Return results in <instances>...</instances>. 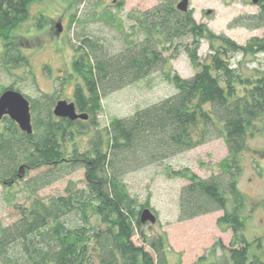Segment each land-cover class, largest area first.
Masks as SVG:
<instances>
[{
  "label": "trees",
  "instance_id": "16d2710c",
  "mask_svg": "<svg viewBox=\"0 0 264 264\" xmlns=\"http://www.w3.org/2000/svg\"><path fill=\"white\" fill-rule=\"evenodd\" d=\"M38 1L0 0V40L8 45L7 68L28 64L12 33L29 18L31 5ZM177 5V0H161L139 13L134 17V31L117 53L110 54L98 39L78 38L72 67L79 81L72 102L88 120L57 118V101L45 96L31 103L32 134L23 133L9 117L0 121V182L11 187L30 171H39L23 182L26 202L17 206L19 218L0 227V264H170L165 237L145 234L140 222L145 207L138 206L124 178L219 139L225 140L228 150L218 164L219 173L202 179L188 168L170 171L188 182L180 190L178 221L223 211L218 223L234 234L229 262L264 264V250L262 257L257 252L261 244L256 243L251 253L253 246L244 234L246 220L240 215L244 196L238 188L249 131L264 117V86L261 81L240 96L236 85L250 83L230 63L232 53L264 54V40L237 45L197 25L192 12L182 13ZM231 27L263 29L264 1L258 14L238 17ZM189 37L194 39V49L186 50L198 72L183 79L166 71L169 60L165 54L173 47L178 51L176 42ZM202 39L209 42L211 52L204 60L198 56ZM155 72H161L176 92L130 117L112 119L81 150L75 135L99 126L103 99ZM79 170L84 171L82 187L70 181L63 195H40ZM136 236L155 258L134 243Z\"/></svg>",
  "mask_w": 264,
  "mask_h": 264
},
{
  "label": "rangeland",
  "instance_id": "374dc122",
  "mask_svg": "<svg viewBox=\"0 0 264 264\" xmlns=\"http://www.w3.org/2000/svg\"><path fill=\"white\" fill-rule=\"evenodd\" d=\"M181 0H177L179 3ZM258 0H189L188 11L197 25L207 27L215 36H225L237 45L246 46L252 39L264 40V28L249 31L231 27L241 16L256 15L261 3ZM117 3H119L117 5ZM161 0H40L30 7L29 18L12 33L28 64L20 67L0 64V94L3 88L14 87L30 102L45 96L57 102H72L76 82L73 60L77 53L78 38L82 35L98 39L110 54L124 49L125 39L134 31V17L159 5ZM114 17V21L110 17ZM75 17V18H74ZM74 18V21H73ZM41 19V20H40ZM113 22V23H112ZM60 24L62 32H57ZM134 39L136 37L131 36ZM166 52L169 62L166 71L176 72L183 79L192 78L195 69L186 49H194V39L185 38L176 42ZM4 49L0 45V60ZM209 42L202 39L198 56L204 60L209 55ZM232 68L237 69L250 85L237 84V93L242 96L252 91L262 81L264 86V54H231ZM173 84L164 80L161 72H155L146 79L106 96L102 101V111L98 115L99 126H91L85 134L75 135L81 150L90 145L96 131H104L114 118H125L137 110L152 105L174 94ZM71 151V142L67 143ZM228 156L224 139L202 145L196 149L177 155L162 163L149 165L125 176L124 181L132 197L139 205H144L156 217V223H146L143 231L149 237L163 235L167 243L170 264H231L229 250L233 249V231L218 220L225 215L219 211L178 221L179 194L188 182L171 175L170 171L190 169L198 177L206 179L219 173L218 164ZM241 176L238 188L244 196V206L240 215L246 220L244 231L248 243H260L257 250L260 257L264 250V117L249 131L247 147L241 155ZM39 171L25 174L21 183L7 187L0 182V227L12 224L19 218L18 205L24 204L23 182ZM84 185V171L79 170L62 181L54 183L40 192L43 197L63 195L69 182ZM229 212L234 206L228 207ZM134 243L144 247L155 258L139 236Z\"/></svg>",
  "mask_w": 264,
  "mask_h": 264
},
{
  "label": "water",
  "instance_id": "95a60500",
  "mask_svg": "<svg viewBox=\"0 0 264 264\" xmlns=\"http://www.w3.org/2000/svg\"><path fill=\"white\" fill-rule=\"evenodd\" d=\"M257 1L258 0H253L255 4ZM188 4L189 0H181L177 5V9L182 13H186L188 12ZM57 32L59 34L62 32L60 24L57 25ZM54 115L57 118L67 119L69 121L88 120L87 114L78 113L75 104L65 100L56 103L54 107ZM5 116H8L10 120L15 122L23 133L29 135L33 133L31 105L29 100H27L22 93L9 90L1 95L0 119ZM20 172L22 173V168L20 169ZM156 220V217L149 209L142 211L140 222L143 225L146 223L154 225Z\"/></svg>",
  "mask_w": 264,
  "mask_h": 264
},
{
  "label": "flooded vegetation",
  "instance_id": "af4514ba",
  "mask_svg": "<svg viewBox=\"0 0 264 264\" xmlns=\"http://www.w3.org/2000/svg\"><path fill=\"white\" fill-rule=\"evenodd\" d=\"M258 2V1H257ZM14 40V39H13ZM0 45H2V49H4V52H3V55H2V59L0 60V64H6V62H8V56H7V47H8V45L7 44H5V41L4 40H0ZM17 47H18V49H20L19 48V46L17 45ZM4 64V65H5ZM16 91V92H19L17 89H15L14 87H9V88H3V90H2V93L0 94V97H1V95L3 94V93H5L6 91ZM25 98H27V97H25ZM27 100H29L28 98H27ZM29 102H30V100H29ZM30 105H31V102H30ZM5 117H8V116H5ZM5 117H3L2 119H0V121H2ZM3 127L5 126V125H2ZM18 181V180H17ZM20 181V180H19ZM16 181H14V182H12V185H16ZM6 186V185H5Z\"/></svg>",
  "mask_w": 264,
  "mask_h": 264
}]
</instances>
